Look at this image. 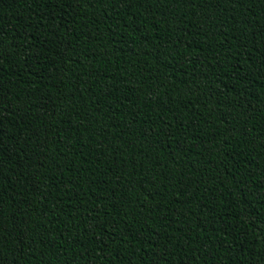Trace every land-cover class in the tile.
Returning <instances> with one entry per match:
<instances>
[{"label":"trees","instance_id":"1","mask_svg":"<svg viewBox=\"0 0 264 264\" xmlns=\"http://www.w3.org/2000/svg\"><path fill=\"white\" fill-rule=\"evenodd\" d=\"M0 264H264V0H0Z\"/></svg>","mask_w":264,"mask_h":264}]
</instances>
